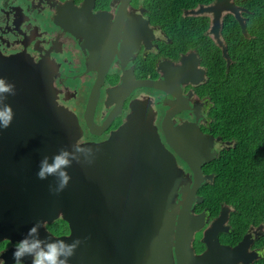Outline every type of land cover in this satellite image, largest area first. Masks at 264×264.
I'll use <instances>...</instances> for the list:
<instances>
[{
    "label": "water",
    "instance_id": "1",
    "mask_svg": "<svg viewBox=\"0 0 264 264\" xmlns=\"http://www.w3.org/2000/svg\"><path fill=\"white\" fill-rule=\"evenodd\" d=\"M237 9L234 5L216 8L215 24L220 25L219 12L230 10L239 15ZM240 21L246 35L243 19ZM215 35L229 65L227 47L218 31ZM184 61L187 65L182 68L189 77L182 81L197 84L194 78L204 70H193L195 65L190 66L182 58ZM47 68L26 56H0V78L15 89V95H9L4 101L11 105L14 119L10 127L0 130V187L5 185L0 190V239H22L40 221L39 238L42 235L56 240L48 236L44 224L56 219L60 210L71 229L70 236L58 238L66 243L93 232L101 218L110 227L109 232L111 229L116 234L110 244L117 247L118 254L123 253L122 247L124 252L126 248L131 251L133 264H173L175 261L176 264H208L213 244L204 240L209 248L199 255L190 246L192 233L199 230L203 221V215H192L191 208L196 198L202 200L196 197L201 182L213 177L202 171V165L215 157L213 135L203 133L196 122L185 121L173 126L168 110L160 121L164 143L154 123L151 104L136 100L111 139L80 145L91 148L92 154L75 152L73 145H77L81 132L79 122L73 112L57 103L52 87L56 70ZM177 79L174 76L171 85L180 93ZM140 83L166 89L160 81L141 80ZM96 99L86 107L91 106L94 111ZM86 124L92 129L88 118ZM61 148L73 151L80 162L74 160L66 169L71 180L63 191L54 194L49 186L56 185V178L49 176L41 180L37 172L42 158L48 156L51 162ZM114 148L120 150L111 151ZM131 151L132 169L123 164L124 157L120 158ZM116 156L120 158L118 165L114 164ZM176 156L191 172V181L185 169L177 164ZM228 209L223 207L221 214ZM99 212L101 216L97 215ZM212 228H217V221ZM92 248H83L85 262L76 254L77 248L69 264H95ZM127 258L126 254L118 256L117 264H127Z\"/></svg>",
    "mask_w": 264,
    "mask_h": 264
},
{
    "label": "flooded vegetation",
    "instance_id": "2",
    "mask_svg": "<svg viewBox=\"0 0 264 264\" xmlns=\"http://www.w3.org/2000/svg\"><path fill=\"white\" fill-rule=\"evenodd\" d=\"M214 5L216 8L234 5L241 9L238 13L246 26V14L251 11L239 0H0V56H26L35 63L47 65V70H56L52 76L53 91L57 103L78 119L81 132L77 145L99 144L111 139L137 100L151 104L155 112L154 123L163 142L160 121L171 110L169 117L173 126L185 121L196 122L203 133L213 135L212 149L217 155L231 142L213 134L210 115L204 108L208 96H201L197 90L206 80V67L198 49L181 39L176 27L178 19L172 15L176 12L182 17H191L192 29H198L205 40L210 38L216 45L215 33L218 31L226 46L222 34L225 21L233 16L237 24L239 22L231 11L223 10L219 12L220 25L215 24L217 10H205ZM41 18H49L53 28L47 29V23ZM169 29L174 31L167 32ZM182 58L190 66L197 64L198 71H204L203 79L197 84L190 80H175L180 89L178 93L171 81L174 76L182 80L179 75L183 71L179 67L187 65ZM194 79L198 81V77ZM141 80L160 81L166 89L139 84ZM93 99H96L94 111L91 106L86 107ZM197 109L199 114L196 115ZM87 118L92 129L86 124ZM123 157V164L132 169V151L120 156ZM120 158L116 156L115 165ZM176 161L191 181V172L186 165L177 156ZM208 181L211 182L207 179L202 183ZM200 187L196 197H202V200L196 198L191 208L192 215H203L199 230L190 238L193 253L199 255L207 251L209 246L204 240H209L213 249L208 264H264V224L255 226L239 222L231 214L230 205L226 204H221L217 214H213L203 202ZM226 206L229 209L221 214V209ZM97 215L101 216V212ZM216 221L214 230L212 225ZM109 228L100 218L93 232L78 238L81 244L76 254L85 262L83 248L93 246L95 264H103V261L104 264H117L118 256L122 254L128 257L127 264H133L131 251L126 248L124 252L122 247L123 253L118 254L117 247L110 244L116 234L111 229L109 232ZM44 229L51 239L71 235L69 222L60 210L56 219L44 224ZM41 239L45 237L41 235ZM19 240L21 238L16 237L0 239V264H14L12 253ZM21 264H32V257H25Z\"/></svg>",
    "mask_w": 264,
    "mask_h": 264
},
{
    "label": "trees",
    "instance_id": "3",
    "mask_svg": "<svg viewBox=\"0 0 264 264\" xmlns=\"http://www.w3.org/2000/svg\"><path fill=\"white\" fill-rule=\"evenodd\" d=\"M239 2L251 12L246 36L233 16L223 25L229 65L218 45L192 29L191 17L172 15L181 39L198 49L206 67V80L197 90L208 96L204 108L213 134L231 142L202 165L214 177L202 183L199 193L213 214L221 204L230 205L239 222L256 226L264 224V0Z\"/></svg>",
    "mask_w": 264,
    "mask_h": 264
},
{
    "label": "clouds",
    "instance_id": "4",
    "mask_svg": "<svg viewBox=\"0 0 264 264\" xmlns=\"http://www.w3.org/2000/svg\"><path fill=\"white\" fill-rule=\"evenodd\" d=\"M9 95H15L14 85L7 83L5 79L0 78V130L10 127L14 112L11 105L5 103ZM75 152H84L92 154V149L80 145H73ZM80 162L73 151L61 148L58 154H55L49 162V157L44 156L39 164L37 178L46 180L49 176L56 178V185L49 186V190L54 194L63 191L71 180L66 171L72 166L73 161ZM91 163V160L87 161ZM42 222L38 221L19 240L13 250L12 257L14 264H21L25 257H32V264H69V260L74 256L77 247L81 244L80 239H75L71 243H66L64 239L50 241L39 238V229Z\"/></svg>",
    "mask_w": 264,
    "mask_h": 264
},
{
    "label": "bare ground",
    "instance_id": "5",
    "mask_svg": "<svg viewBox=\"0 0 264 264\" xmlns=\"http://www.w3.org/2000/svg\"><path fill=\"white\" fill-rule=\"evenodd\" d=\"M205 10H214V11H216V7H215V5L213 6V7H209V8H206ZM230 11V10H229ZM237 11H241V9H237ZM233 14H234V16H235V18L237 19V21L239 22V24H240V28H241V31H242V33H243V30H242V23H241V21H240V15H237L235 12H233V11H231ZM243 23H244V21H243ZM245 26V25H244ZM216 26H214V28H215ZM246 28V27H245ZM244 34V33H243ZM245 35V34H244ZM195 65V64H194ZM197 64L195 65V68H193V70H197ZM179 68H181V70L183 71V73H181L180 75H179V77H181L182 78V80H185V78L186 77H189V75L187 74V73H185V70L182 68V66L181 67H179ZM198 71V70H197ZM203 79V73H202V75L201 76H199L198 77V82H200L201 80ZM178 80L179 81H182V80H180L179 78H178ZM146 81V80H145ZM157 82V81H156ZM139 84H141L140 82H138ZM193 83V82H192ZM142 85H144V84H142ZM153 87V86H152ZM175 94H177V93H175ZM178 97V96H177ZM170 112H171V110H170ZM212 179V178H211ZM211 179H209V180H211ZM204 181V180H203ZM202 181V182H203ZM201 182V183H202ZM196 200V199H195Z\"/></svg>",
    "mask_w": 264,
    "mask_h": 264
},
{
    "label": "rangeland",
    "instance_id": "6",
    "mask_svg": "<svg viewBox=\"0 0 264 264\" xmlns=\"http://www.w3.org/2000/svg\"><path fill=\"white\" fill-rule=\"evenodd\" d=\"M41 19L43 20V22L47 23V25H46L47 29H52L53 28L52 23H51L49 18H41Z\"/></svg>",
    "mask_w": 264,
    "mask_h": 264
}]
</instances>
